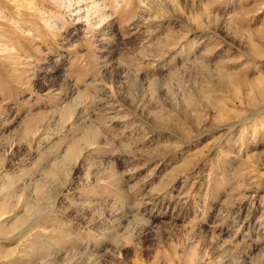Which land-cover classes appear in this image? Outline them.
<instances>
[{
	"label": "rangeland",
	"instance_id": "obj_1",
	"mask_svg": "<svg viewBox=\"0 0 264 264\" xmlns=\"http://www.w3.org/2000/svg\"><path fill=\"white\" fill-rule=\"evenodd\" d=\"M0 264H264V0H0Z\"/></svg>",
	"mask_w": 264,
	"mask_h": 264
}]
</instances>
